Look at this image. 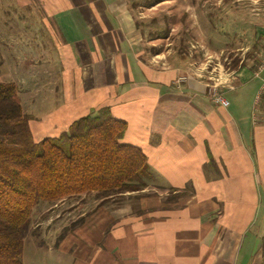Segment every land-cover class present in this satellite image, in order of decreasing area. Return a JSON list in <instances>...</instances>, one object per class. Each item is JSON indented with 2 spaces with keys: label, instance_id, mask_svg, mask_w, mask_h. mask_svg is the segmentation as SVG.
<instances>
[{
  "label": "crops",
  "instance_id": "obj_1",
  "mask_svg": "<svg viewBox=\"0 0 264 264\" xmlns=\"http://www.w3.org/2000/svg\"><path fill=\"white\" fill-rule=\"evenodd\" d=\"M74 1L78 11L67 8L69 16L60 13L52 21L56 35L62 32L58 23H69L72 40L59 34L68 40H57L53 50L64 67L55 81L60 99L38 123L28 121L33 142L55 138L75 120L108 108L126 125L120 143L141 151L151 177L184 197L180 204L151 203L147 214L128 219L119 209L114 225L76 229L68 253L54 260L264 264V108L258 106L264 70L247 74L248 68L238 66L239 75L218 88L229 104L221 108L205 76L185 66L187 56L177 53L170 63L140 44L127 0ZM257 28L252 50L264 38V28ZM43 69L48 72L44 64Z\"/></svg>",
  "mask_w": 264,
  "mask_h": 264
},
{
  "label": "rangeland",
  "instance_id": "obj_2",
  "mask_svg": "<svg viewBox=\"0 0 264 264\" xmlns=\"http://www.w3.org/2000/svg\"><path fill=\"white\" fill-rule=\"evenodd\" d=\"M127 1L140 44L150 55L153 48L161 53L158 58H167L170 63L177 56H187L185 66L196 75L205 76L211 85L209 95L219 92V86H228L230 77L241 72L238 66L248 68L245 72L249 74L264 64V38L258 39L261 46L257 50L251 49L256 27L257 31L264 28V3L258 0ZM74 4V0H0V83L16 84L19 102L31 124L38 123L42 114L59 102L60 88L55 81L64 67L57 64L53 50L57 40H72L68 37L72 28L69 23H58L62 31L59 34L68 32V40L50 31L59 14L62 18L67 16V8H74ZM214 83L219 84L213 86ZM263 100L258 105L260 110L264 108ZM173 192L152 179L143 191L123 196L102 200L88 193L55 204L40 203L31 216L22 247V264H59L54 260L55 254L68 253L73 235L70 232L90 225H114L119 220L113 212L119 209H124L123 215L128 219L147 214L151 203L159 207L182 203L184 193Z\"/></svg>",
  "mask_w": 264,
  "mask_h": 264
},
{
  "label": "trees",
  "instance_id": "obj_3",
  "mask_svg": "<svg viewBox=\"0 0 264 264\" xmlns=\"http://www.w3.org/2000/svg\"><path fill=\"white\" fill-rule=\"evenodd\" d=\"M16 88L0 83V264H22L40 203L88 193L103 200L143 191L153 179L141 151L120 143L126 125L108 108L75 120L55 138L33 142ZM261 248L264 261V239Z\"/></svg>",
  "mask_w": 264,
  "mask_h": 264
},
{
  "label": "built area",
  "instance_id": "obj_4",
  "mask_svg": "<svg viewBox=\"0 0 264 264\" xmlns=\"http://www.w3.org/2000/svg\"><path fill=\"white\" fill-rule=\"evenodd\" d=\"M263 60H264V58H263ZM258 67H259L258 72L264 70V64L263 65L260 64ZM217 91L211 94L213 102L216 103L217 105H219L221 108L228 107L229 106L228 101H226L224 99L223 95L220 94L221 92H217Z\"/></svg>",
  "mask_w": 264,
  "mask_h": 264
}]
</instances>
